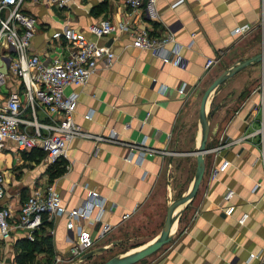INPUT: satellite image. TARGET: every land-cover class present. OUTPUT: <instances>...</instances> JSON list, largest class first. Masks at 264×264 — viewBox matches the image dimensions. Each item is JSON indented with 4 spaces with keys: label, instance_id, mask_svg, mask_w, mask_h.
Here are the masks:
<instances>
[{
    "label": "crops",
    "instance_id": "obj_1",
    "mask_svg": "<svg viewBox=\"0 0 264 264\" xmlns=\"http://www.w3.org/2000/svg\"><path fill=\"white\" fill-rule=\"evenodd\" d=\"M175 1L157 0L154 21L144 13L133 14L121 0H73L65 8L47 0L32 5L29 11L38 21L33 52L48 58L69 55L52 39L68 25L109 47L117 59L112 67L101 64L85 85L67 90L80 93L76 124L104 140L74 138L67 157L53 170L41 150L19 154L8 143L0 154V169L11 175L0 208L17 212L37 187L47 184L56 186L68 209L82 206L89 191L98 192L107 199L103 220L113 230L88 255L124 228L135 227L147 213L157 212L159 204L167 213V204L188 191L197 169L202 97L226 69L264 52V0H188L173 8ZM102 19L126 24L128 31L91 35L88 26ZM145 26L155 35L175 34L183 67L171 65L162 52L132 47L133 33ZM244 26L249 28L235 33ZM192 34L194 43L188 47ZM208 59L216 63L206 69ZM210 112V151L198 194L180 216L165 250L142 264H258L250 254L264 253V60L221 84L211 96ZM39 118L45 120L42 112ZM113 130L117 140H107ZM142 141L156 152L141 164L128 161L129 145ZM61 167L65 170L57 175ZM215 169L218 177L213 179ZM230 191L234 195L226 200ZM127 212L131 217L123 219ZM76 226L67 215L47 221L44 234L51 237L54 255L36 252L33 264H53L58 254L66 257ZM23 239L28 238L14 233L1 244L2 264H21Z\"/></svg>",
    "mask_w": 264,
    "mask_h": 264
},
{
    "label": "built area",
    "instance_id": "obj_2",
    "mask_svg": "<svg viewBox=\"0 0 264 264\" xmlns=\"http://www.w3.org/2000/svg\"><path fill=\"white\" fill-rule=\"evenodd\" d=\"M73 0H47L59 8H65ZM133 14L144 13L150 21L158 19L157 0H121ZM188 0H176L172 7ZM38 0H31L34 5ZM28 0H0V154L12 143L19 154L41 150L49 166L55 165L67 157L68 145L76 137L95 138L81 130L74 120L78 107L79 92L67 90L85 85L102 64L112 67L117 56L107 46L99 45L82 32L65 26L52 35V39L63 45L69 55L46 57L33 52L32 41L36 35L38 21L29 11ZM262 22L264 23V1ZM244 26L235 33L248 29ZM91 35L102 38L119 31H128L126 24L114 25L108 19H102L88 26ZM132 47L148 50L154 54H164L163 58L176 67H183L181 45L175 34L155 35L145 26L133 33ZM188 47L194 43V34ZM171 47V49H168ZM169 54H167V52ZM216 63L208 59L205 68ZM179 93L183 94L181 88ZM43 113L44 121L39 118ZM110 141L117 140V132L111 131ZM131 154L128 161L141 164L147 156L156 151L145 146V141L129 145ZM136 154L133 158L132 154ZM134 156V155H133ZM10 172L0 169V199L5 195V186ZM218 177L214 170L213 179ZM234 195L230 191L225 196L230 200ZM107 211V199L96 191H89L82 206L68 209L63 205L60 192L54 184L37 187L20 205L17 212L11 207L0 208V246L11 239L14 233H22L29 240L36 239L35 234L46 221L67 215L75 221L76 238L66 257L58 254L53 264L65 261H79L113 230L110 222L103 220ZM127 212L123 219L130 218ZM81 223V224H79ZM249 259H258L264 264V253L250 254ZM2 264V262H0Z\"/></svg>",
    "mask_w": 264,
    "mask_h": 264
},
{
    "label": "water",
    "instance_id": "obj_3",
    "mask_svg": "<svg viewBox=\"0 0 264 264\" xmlns=\"http://www.w3.org/2000/svg\"><path fill=\"white\" fill-rule=\"evenodd\" d=\"M264 60V52L259 53L249 59H243L237 62L232 67L226 69L204 92L200 107V125H201V141L199 147L195 151L197 157V169L193 179V182L188 191L178 199H172L167 207L166 219L160 233L153 238L150 242L143 246L129 251L125 254L112 257L103 264H136L148 256L156 253L160 248L170 243L173 239V235L176 232L178 220L184 210L191 204L193 199L197 196L201 182L203 180L206 164L205 157L209 153L210 149L207 147L209 132H210V99L216 89L223 84L228 78L234 76L245 67L254 63L262 62ZM175 226V229H174ZM174 229V230H173ZM109 247H102L98 251L84 256L76 263H81L84 259L94 256L96 253H100Z\"/></svg>",
    "mask_w": 264,
    "mask_h": 264
},
{
    "label": "rangeland",
    "instance_id": "obj_4",
    "mask_svg": "<svg viewBox=\"0 0 264 264\" xmlns=\"http://www.w3.org/2000/svg\"><path fill=\"white\" fill-rule=\"evenodd\" d=\"M30 2L31 0H28L29 8L31 9L32 4ZM181 196L175 197V200L180 198ZM168 204H167V207H168ZM153 211L149 214L147 213L146 217L140 220L139 223L138 222L135 223V227H126L122 231H120L119 235L114 237L115 240L112 239V240L106 241L105 243H102L100 248L104 247L105 244H107V242H111L108 249L100 253H96L94 256H92L87 261L86 264H103L104 262L111 259L112 257L125 254L129 251L135 250L143 246L144 244L150 242L153 238H155L160 233V231L163 228L165 219H166V208L163 207L162 212H161V204L158 205L157 212H153ZM166 246L167 244L163 246L162 248H160V250H158L156 253L148 256L147 258H145L144 260L136 264H142L144 262H147L153 259L157 255H159L160 252L164 251ZM98 250L99 249H96V251Z\"/></svg>",
    "mask_w": 264,
    "mask_h": 264
},
{
    "label": "trees",
    "instance_id": "obj_5",
    "mask_svg": "<svg viewBox=\"0 0 264 264\" xmlns=\"http://www.w3.org/2000/svg\"><path fill=\"white\" fill-rule=\"evenodd\" d=\"M58 163H56V165ZM56 165H54L51 169L53 170ZM64 170L65 169L62 167L60 169H58L57 175L63 173ZM55 173H56V171L54 172V174ZM44 231H45V229L42 226L41 230H39L35 234L36 239L34 241H31L28 239H23L24 240V242H23L24 251L21 253V255L19 257L21 264H33L35 256H36V252H45L49 255L50 258L54 255L53 247H52V243H51V237L49 234L48 235L44 234ZM49 260H51V259H49Z\"/></svg>",
    "mask_w": 264,
    "mask_h": 264
},
{
    "label": "bare ground",
    "instance_id": "obj_6",
    "mask_svg": "<svg viewBox=\"0 0 264 264\" xmlns=\"http://www.w3.org/2000/svg\"><path fill=\"white\" fill-rule=\"evenodd\" d=\"M174 229H175V226H174ZM174 229H173V230H174Z\"/></svg>",
    "mask_w": 264,
    "mask_h": 264
}]
</instances>
